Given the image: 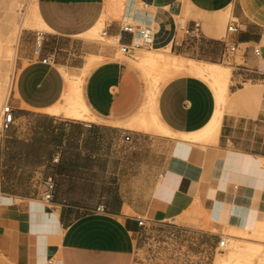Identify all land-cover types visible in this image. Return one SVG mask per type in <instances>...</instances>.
Returning a JSON list of instances; mask_svg holds the SVG:
<instances>
[{"label":"crops","instance_id":"obj_1","mask_svg":"<svg viewBox=\"0 0 264 264\" xmlns=\"http://www.w3.org/2000/svg\"><path fill=\"white\" fill-rule=\"evenodd\" d=\"M132 2L140 9L136 16L155 26L153 47L171 45L198 23L200 37L185 36L171 49L233 61L229 90L232 100L238 96L227 105L218 140L189 146L126 126L144 101L136 70L116 48L81 35L99 22L106 0H37L50 30L20 39L10 99L15 120L0 136V264H134L148 227L139 219L168 221L200 204L210 224L221 228L250 218L255 196H264V0ZM228 5L235 31L226 27ZM124 21L106 23L105 31L129 44ZM231 42L238 48L226 58ZM89 54L102 55L83 83L97 118L47 112L65 89L60 66L77 72ZM215 100L207 81L182 74L163 85L158 110L172 130L193 132L210 122ZM51 180L53 197L45 205ZM189 232L199 236L197 228ZM203 232L216 235L211 242L218 248L222 234Z\"/></svg>","mask_w":264,"mask_h":264},{"label":"bare ground","instance_id":"obj_2","mask_svg":"<svg viewBox=\"0 0 264 264\" xmlns=\"http://www.w3.org/2000/svg\"><path fill=\"white\" fill-rule=\"evenodd\" d=\"M126 5L127 7L123 14L126 20L131 21L136 19L141 21L140 19L142 18L136 16V13H140V9H135L132 0H127ZM231 5H228L223 10L226 13H231ZM116 8V2L112 0H106L105 9L99 22L90 30L81 35L86 38H94L95 34L98 32L100 24L110 13L117 12ZM35 27H42L46 30H50V27L44 22L38 11L37 0L31 3L28 16L26 18L24 16L22 22L18 25V27L13 28L9 37L1 38L0 49L2 50V54L4 55L5 59L11 62L13 69L14 67H16L15 62L18 55V46L20 43L22 29ZM107 37L111 39L117 38L113 35ZM123 55L125 58L129 59L130 67L140 68L143 71V74L145 76L144 81L146 82L147 80V85L145 84L143 91V93L145 94L144 101L134 112L133 116L125 122L126 126L133 127L139 130L143 129L144 131L147 130L149 132L152 131L158 134H167L171 135V137H179L187 140V145L189 146L194 143H200V146H204V144L206 145L207 143H209L210 145V143L212 144L213 142H216L218 140L217 138L219 135L223 115L225 111H227V105L229 108V102H233L235 97L238 96L235 95L234 99L232 100L234 93L232 94L229 90L232 74L230 65L223 64L217 61L198 59L191 56L187 57L178 53H174L171 49V45L169 44L168 46L162 48L153 47L147 49L139 48L136 46H129V48L124 51ZM101 58L102 55L98 54L87 55L84 66L77 72L73 71L74 69H68V67H61L64 78L68 80V88L65 91L64 97L62 98L61 102H58L57 104L48 107L45 110L55 115L63 114L66 117L69 116L80 120L97 118L92 113L85 100L83 93V83L84 78L88 74L90 69ZM182 74L200 77L207 80L210 83V86L214 91V96L216 98V109L214 108L215 110H213V113L211 115L213 117L209 118V120L211 119L210 122H206L207 125L205 124V126L203 125V128L199 130L196 129L197 131L194 130L193 132H176V130H172V128L162 120L160 112L158 110V95L161 88L172 78ZM4 81L5 83L8 81L7 77L0 81L1 116L2 108L9 100V96L12 90V77L9 81V86L8 84L7 86H5ZM232 102H230V104ZM246 183H248V181ZM263 197H259L257 195L255 196V201L253 202V204L251 203L252 216H250V218L243 222L236 221L235 223L227 222L225 224V227L229 230L230 233H228L224 237V241L225 243L228 242L230 250L229 252H227V254L223 252L218 253L213 264H228L232 260H237L238 262H246L253 257L254 253L260 250L264 251V203H261ZM255 264H264V253L263 257L261 258V263L257 262Z\"/></svg>","mask_w":264,"mask_h":264},{"label":"rangeland","instance_id":"obj_3","mask_svg":"<svg viewBox=\"0 0 264 264\" xmlns=\"http://www.w3.org/2000/svg\"><path fill=\"white\" fill-rule=\"evenodd\" d=\"M34 1L35 0H0V43L1 38H8L13 28L18 27V25L22 22L24 16L25 18L28 16L31 3ZM112 1L117 3V12L110 13L100 24L98 32L95 34L94 38L89 39L95 42H99L104 47L116 48V56L127 61V63H130L129 59L125 58L123 55L124 51L121 49L122 44L119 43L118 37L111 39L107 37V34H104L106 23H110L114 20H126L123 14L127 7V0ZM223 13L226 16L227 27V24L231 18V13H226L224 10ZM39 30L44 31L45 29L42 27L23 28L21 37L28 31H35L37 34V31ZM224 35L225 31L220 35V37H223ZM139 48L147 49V47L143 46H140ZM172 51L174 53H178L187 57L191 56L198 59H207L203 56H198L194 52H180L174 49ZM215 61L230 65L231 69H234L233 61ZM235 61L240 63L242 62L240 53L236 55ZM15 66L16 67H14L13 69L11 62L5 59L4 55L2 54V50L0 49V81L7 77L8 81L6 83L4 81V85L7 86L8 84L9 86V81L12 77V90L9 96V100L7 101L9 103L13 95V86L18 71L16 64ZM61 67L65 66H60V69ZM134 69L136 70V77L140 79V82L142 83V91L140 90V88V91L136 90L135 98H137L138 91L139 98L140 100H142V98H145V94L143 93V91L145 84L147 85V80L146 82L144 81L145 76L140 68ZM231 83L232 81L230 82V84ZM68 84V80L65 79V89L62 98L64 97V93L68 88ZM62 98L60 102L62 101ZM3 131V119L0 115V136L3 134ZM44 201L45 202H43V204L45 203V205H49V202L46 199H44ZM0 208L2 209L3 206ZM145 221L147 222L148 227L146 230H144L143 233L144 242H142V244L139 245L136 250V260L134 264H186V262L190 263L191 261L197 264H213L218 253L223 252L227 254V252H229L230 250L228 242H226L224 245L219 244L218 248H214V246H212L213 244L211 241L212 239L216 240V235L207 234L206 232H203V230L209 232H220L223 236V239H225L224 237L230 232L225 226H222L221 228L212 226L210 224L212 219L201 208L200 204H194L189 209L177 214V217L175 219H170L168 221L146 219ZM191 227L199 229L198 237L196 234L189 232V229ZM263 253L264 251L260 250L254 253L253 257L246 262H238L237 260H232L228 264H255L257 262L261 263Z\"/></svg>","mask_w":264,"mask_h":264},{"label":"built area","instance_id":"obj_4","mask_svg":"<svg viewBox=\"0 0 264 264\" xmlns=\"http://www.w3.org/2000/svg\"><path fill=\"white\" fill-rule=\"evenodd\" d=\"M232 20L228 24V30L235 31L237 30V25L234 24ZM122 30L128 33H131L132 35V40L129 44H122V49L126 51L129 46H136V47H147V48H152L154 46V37H155V26L149 22V21H129L126 20L124 21L122 25ZM104 34H106V31H104ZM201 35V26L200 24H196L194 29H189L185 28L184 33L180 37H175L172 44L171 48L173 45H180L182 40L184 39L185 36L188 37H195L198 38ZM39 39V44L41 43L40 36H38ZM229 49L228 52L226 53L225 57L228 58L231 56V53L235 52L238 48V45L235 42H231L228 45ZM256 51L258 52L259 49L256 48ZM48 59L45 58L44 61H47ZM2 119H3V126L4 128L9 127L11 124H13L15 120L14 116V109L11 105V103L7 102L5 103V106L2 108ZM53 188L54 184L52 180L48 184V188L44 191V199L47 201L51 200L53 197ZM140 224H145V219L141 218L139 219ZM225 241L224 239L220 240V245H224ZM38 264H57V261L54 259H48L43 263H38Z\"/></svg>","mask_w":264,"mask_h":264}]
</instances>
